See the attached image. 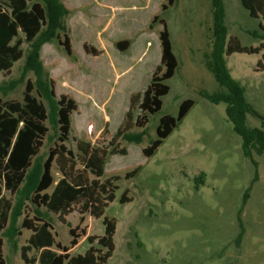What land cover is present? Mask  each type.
I'll use <instances>...</instances> for the list:
<instances>
[{"label": "rangeland", "instance_id": "rangeland-1", "mask_svg": "<svg viewBox=\"0 0 264 264\" xmlns=\"http://www.w3.org/2000/svg\"><path fill=\"white\" fill-rule=\"evenodd\" d=\"M125 1L121 0L120 5H129L124 7L130 9H122L118 16L131 23L128 26L135 29V39L143 42L141 58L131 61L132 68L125 78L109 82L104 94L100 79L90 77L85 66L81 69L82 41L91 40L102 29L100 23L91 26L96 3L68 0L71 15L67 22L77 62L62 46L58 48L57 40L51 47L58 51L44 53L46 65L55 74L58 99L64 94L77 103L71 117V137L65 145L74 153L78 172H83L79 161L83 157L79 150L82 143L106 152L105 175L100 183L121 178L113 182L119 188L116 199L101 219L90 213L82 215V205L75 206L62 220L50 214L57 242L70 249L71 257L84 256L92 247L105 254L98 241L92 244L89 238L104 237V221L108 218L116 223V235L115 252L107 264H264V155L254 153V160L244 156L243 141L227 115L228 106L210 99L227 92L208 66L215 46L213 1L174 0V5L168 0ZM34 2L47 7L45 0ZM223 3L227 41L235 38L241 46L264 48V19H253L241 0ZM163 5L168 6L165 13ZM156 16L166 21L179 68L167 82L170 93L163 98L161 112L148 115L147 124L138 127L144 115L140 109L142 99L134 105L133 98L144 95L161 65L160 34L164 27L158 22L150 29ZM60 33L64 40L68 29ZM30 49L25 43V57L9 76L0 74V87L5 86L0 100L23 101L28 80H36L33 72L24 76ZM226 61L233 78L245 89L247 102L256 110L255 115H248L247 126L264 131V50L258 55L235 53L226 56ZM89 93L93 97L88 100ZM189 99L195 101L189 115L153 157H145L144 150L158 137L161 119L166 115L178 117L182 104ZM46 125L49 133L40 154L43 159L60 145L58 128L49 121ZM127 126L131 131L125 129L124 134H143L142 143H130L118 135ZM137 169L138 175L127 180V175ZM87 174L90 180L96 179ZM202 174L205 177L200 179ZM53 175L55 183L49 194L62 178L57 162ZM6 196L14 199L10 193ZM123 199L127 203L123 204ZM26 215L34 217L30 205ZM74 229L82 236L76 247L71 246ZM31 234L21 230L15 238L16 247L2 238L7 264H25L21 249Z\"/></svg>", "mask_w": 264, "mask_h": 264}, {"label": "trees", "instance_id": "trees-1", "mask_svg": "<svg viewBox=\"0 0 264 264\" xmlns=\"http://www.w3.org/2000/svg\"><path fill=\"white\" fill-rule=\"evenodd\" d=\"M65 0H45L47 7L34 0H0V74L9 76L15 65L25 57L23 45H30L26 58L24 76L33 72L36 80H28L23 101L0 100V264H7L3 256V241L5 237L15 247V238L26 229L32 234L28 244L21 249V257L25 264H107L115 252L114 238L116 223L105 219L106 232L102 238H89L90 243L106 250L105 254L92 247L84 256L71 257L70 249L56 240L50 214L62 217L72 213L74 207L82 205V215L90 213L96 219L105 216L106 209L116 199L120 177L108 179L105 183L100 180L105 175L106 152L92 149L89 145L79 144L83 172L77 170V160L73 151L68 150L66 143L72 132V114L77 111V103L66 95L58 99L55 82L50 78L41 59V50L47 43L58 41L69 55L72 48L67 33L64 40L60 32H66V18L69 10ZM214 8L215 46L208 64L218 84L227 92L210 96L214 104L225 103L227 115L234 126L235 133L241 137L244 156L254 160V153L264 155V131L250 129L247 126L248 115L256 114L245 96V89L231 75L226 56L235 53L258 55L264 48H248L241 46L239 41L231 38L227 41L228 30L225 25L226 10L223 0H212ZM174 5V0H168ZM243 7L253 19H264V0H241ZM168 6L163 5V13ZM156 16L150 28L160 22L164 29L160 34L162 46L161 65L153 75L152 81L143 96L133 98L134 105L140 103L144 113L137 122L138 127L147 124V116L161 112L163 98L170 93L168 81L171 80L178 68L179 61L175 55L171 34L166 21ZM24 35V38L21 37ZM86 50L87 47H86ZM6 85V84H5ZM13 86L17 83L13 82ZM5 86L0 87L4 91ZM36 92V94H35ZM195 101L186 100L178 117L166 115L161 119L157 131V139L144 150L147 158L153 157L173 132L189 115ZM51 122L58 128L60 145L51 149L47 159L41 157L45 139L49 133L46 123ZM120 129L118 135L125 137L130 143L140 144L143 134H124ZM60 165L62 178L58 181L51 194L55 178L53 167ZM140 169L129 173L127 180L135 178ZM96 179L90 180L89 175ZM205 174L201 175L203 179ZM6 192L14 199L8 198ZM245 195V202L248 199ZM122 203H127L124 199ZM32 207L34 217L26 215L28 206ZM83 221V218L81 219ZM85 235V231L82 232ZM72 247L78 245L82 237L77 229L71 230ZM34 253L33 256H30Z\"/></svg>", "mask_w": 264, "mask_h": 264}, {"label": "crops", "instance_id": "crops-1", "mask_svg": "<svg viewBox=\"0 0 264 264\" xmlns=\"http://www.w3.org/2000/svg\"><path fill=\"white\" fill-rule=\"evenodd\" d=\"M87 1L96 3V7L94 8V20L91 26L98 25L100 23L102 24V29L94 34L91 40L82 41L81 46L83 50V58L81 69L83 70L85 66L84 69L88 70L87 72L90 77H95L94 80L100 79V83H102L100 86V89L102 90L101 94H104V90L109 82L112 81L117 83L121 81L131 70V61L136 60L138 57L141 58L143 42H137L135 39V29L133 28V30H130V27L128 26V24L131 25V23H127L126 19L119 18L118 16L122 9H130L129 7H124L129 5H120L121 0H113L111 3L106 1L101 2L99 0ZM123 2L126 1L123 0ZM64 4L68 8L70 16L71 10L68 7V0H65ZM131 8H135V6ZM101 9H105L106 12L102 11ZM69 16L66 18L65 23L68 29L67 35L70 40L72 55H68L70 58L74 59V62H77L78 58L74 56L73 41L70 37L71 31L67 22ZM130 21L131 20H129V22ZM126 26L129 27L128 30L126 29ZM127 31L131 33L128 35ZM146 42L149 43V39ZM51 45L54 44L47 43L43 46L41 50V59L44 63L46 71H48L50 75V78L55 82L56 85L57 83L54 78L55 74L50 71L46 65L44 53L57 52V49L60 48L61 45L59 43L58 48H54V46L52 48ZM86 47L88 50H86ZM64 85H66L65 82ZM98 90L99 87H97L96 93ZM86 97L88 99L93 97V95L92 93H89L86 95Z\"/></svg>", "mask_w": 264, "mask_h": 264}]
</instances>
